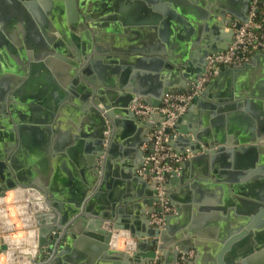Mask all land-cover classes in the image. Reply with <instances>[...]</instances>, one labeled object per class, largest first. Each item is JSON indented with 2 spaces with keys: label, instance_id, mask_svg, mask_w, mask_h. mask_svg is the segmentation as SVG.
<instances>
[{
  "label": "crops",
  "instance_id": "crops-1",
  "mask_svg": "<svg viewBox=\"0 0 264 264\" xmlns=\"http://www.w3.org/2000/svg\"><path fill=\"white\" fill-rule=\"evenodd\" d=\"M191 1L184 0L186 6L184 12L195 16L196 19L182 16L183 14L169 0H0V51L3 58L2 61L0 59V82L11 80L17 76L19 70L23 73L20 79H25L28 72L24 70V66L28 67L31 58L33 64L40 65L39 62L42 61L51 74V77L47 76L49 79L47 77L45 79L41 75L42 68H38L32 82L49 80L55 86L64 88L63 82H66V79L62 74L64 70L62 61L53 58L51 62L49 61V67L41 58L42 51L48 50L49 47L55 51L66 49L81 66L82 62L78 60L81 57V44L87 38L86 35L92 38L90 44L91 42L96 44L93 41V29L99 28L89 27L88 24L101 23L103 19L112 25V28L103 27L105 30L103 33L111 34L113 38L100 39L97 43L99 49L105 52L113 47L121 50L120 54L114 53L117 55L111 60L112 64L121 66L122 70L128 73L125 84L128 85L133 96L142 97L140 100L151 103L153 94L158 92L157 84L162 80V71L157 68V63L148 60L163 59L161 52L168 51V44L165 43L162 35L164 28L171 30L174 38L183 42L189 40L190 43L199 27L201 39L211 38L217 22L221 19L215 14V8L224 11L227 18H235L231 25L237 23V17H245L244 14L247 16L248 13L245 0H196L197 3ZM259 14H262L264 19V0ZM110 18L112 19L109 20ZM63 35L67 38L64 39ZM263 50L253 54L251 59L254 60V64L249 71L221 77L219 84L211 91L212 97L200 96V99L191 102V107L188 106L185 112L188 114L187 118L183 123L178 124L177 129L187 132L193 126L201 128L202 124H206L211 132L218 130L231 134V128L239 122L240 112L252 117V112L258 110L264 116ZM91 56L92 54L88 60ZM255 56L258 59H255ZM220 68L224 67H217L214 76L220 73ZM93 75L98 76L95 69ZM174 78L177 88L181 83L186 87L191 82L184 79L180 72L176 73ZM66 85L69 86L70 83L66 82ZM66 91L51 123L44 121L50 110H47L46 106L63 96V93L57 89L36 92L33 90L27 93L26 105L34 107H23L26 113L36 110L34 113L41 120L36 129L30 128L27 124L29 128L25 134V143L39 150L38 157L33 160L40 163L39 167L36 166L38 169L46 171L48 167L45 164L48 162L52 164L50 175L51 172L52 175L55 174L53 163L58 160L57 154H62L65 162L73 169L77 168L76 147L81 132L84 143L92 140L93 120L85 106L82 108L78 103L82 93L72 84ZM239 91L244 92V96L238 97L239 99L235 101L241 103L239 106L226 109L220 106L213 108L216 104L213 96L216 93L224 92L225 96H232ZM247 99H250L249 102ZM37 100H41L39 102L44 100V103L36 105ZM115 101L113 103H116ZM257 101L260 103L259 108L255 107ZM18 104L17 101L16 112H21ZM158 119L155 116L142 121L149 125L150 129L158 123ZM35 126L37 127V124ZM128 127L121 120L117 138L118 148L123 149L128 142ZM142 137L143 134L140 139ZM141 145L139 152L142 151ZM171 147L176 152H182L189 148V144L176 141ZM259 147L254 151L237 146L227 148L231 151H224L213 157V165L210 164L211 158L206 161L204 165L206 170L203 172H200L195 165L179 166L177 176L173 177L169 184L171 188L168 193L173 210L168 214L169 220L165 221V226L170 228L168 236L184 231L185 239L192 244L186 255L178 253L176 248L170 246L164 256L158 253L151 264L155 262L173 264L183 255L187 258V264H226L234 258L248 259L246 264H264V252H256V246L261 241L264 242V234L256 235L257 226H260L259 229L263 228L264 233V147ZM48 149L50 151L46 152ZM14 150L15 148L12 149ZM129 162L130 159L123 155L121 149L115 158H111L103 190L96 198L97 206L100 207L111 194L115 193L116 183L122 180V174ZM67 176L68 174L62 172L58 174L53 188L55 194L61 196L68 193L67 184H62ZM153 209H157L156 203L153 204ZM46 222H49L48 217ZM143 227L145 237L141 242L148 240L146 235L153 230L146 222ZM79 230L83 231V226H79ZM86 231L92 230H84L85 233ZM31 233L32 227L27 231L17 230L13 234V239L22 243L23 238H27L31 245L25 244L23 247H32L35 237ZM83 238L89 237L83 236ZM129 241L132 242L130 250L136 251L135 248L133 249L136 240ZM84 242L83 239L79 243ZM121 243L122 241L117 247L112 246L109 250L126 251ZM142 253L144 258H148L146 253H151V249L147 247ZM5 259L7 257L0 255V264H5ZM9 259H12V256L9 255ZM14 259L10 264L21 263L17 257ZM117 262L116 259L101 258L94 254L89 258L88 264H117Z\"/></svg>",
  "mask_w": 264,
  "mask_h": 264
},
{
  "label": "water",
  "instance_id": "water-1",
  "mask_svg": "<svg viewBox=\"0 0 264 264\" xmlns=\"http://www.w3.org/2000/svg\"><path fill=\"white\" fill-rule=\"evenodd\" d=\"M169 2L177 7L179 12L183 14L182 16L196 19L195 16L184 12L186 11L184 0H169ZM191 2L197 3L196 0ZM245 2L248 5L249 1L245 0ZM214 12L221 19L217 22L211 38L201 39L200 27L195 31L196 34L190 43L189 40L183 42L176 37L174 38L171 30L168 31L164 28L162 31L164 41L168 44V51L161 52L163 59L148 60L157 63V68L162 71V80L157 84L158 92H155L154 98L150 100L155 108L160 105L164 94L185 89L183 83L179 88L175 86L174 77L176 73L180 72L184 79L191 82L195 81L204 73L207 55L226 50L232 42L234 31L239 28L242 22L247 20V16L244 14L245 17H237L236 25L232 26L231 22L234 21V17L227 18V14L218 8H215ZM259 17L264 20L262 14H259ZM101 21V23L88 24L89 27L99 28L93 29V41L96 44H92V42L90 44L89 41L92 38L87 35L81 44L82 50L80 52L82 54L84 52L83 56H85L83 59L78 58L82 61L81 66L66 49L55 51L49 47L48 50L42 51L41 58L49 67V61L51 62L53 58L62 61L61 64L64 65L62 74L65 76L66 82L70 83L69 86L63 82L65 87L59 88L49 80L38 83L32 82L33 75L38 68H42L41 75L45 79L47 76L51 77V74L42 61L39 62L40 65L33 64L31 58L28 67L25 68L24 66V70L28 72L25 79H20V75L23 73L18 69L17 76L11 80L0 82V197H3L8 190L18 187L26 189L27 198L31 202V210L35 214L38 227L37 245L35 247H20L16 251L20 264H88L89 258L94 254L101 258L116 259L118 260L117 264H151L158 253L164 256L170 246L176 248L178 253L181 252L185 255L191 247L192 243L185 239L184 231L177 235L168 236L169 227L164 225L165 229L162 230L149 224L150 214L153 211H160L159 208L153 209V204L157 202L155 182L144 179L138 173L144 154L138 149L140 144L146 141L145 135L149 130V125L142 121L143 119L135 116L134 112L129 109L131 104L136 103L142 97H134L128 85L125 84L128 73L122 70L121 66L112 64L113 61L111 60L115 59L113 57L120 54L121 50L113 47L105 52L99 49L97 45L100 39L112 40L113 38L111 34L103 33L105 31L103 27L112 28V25L106 23V20L102 19ZM228 27L229 29L226 31ZM63 38L66 39L67 37L63 35ZM1 52L0 59L2 61ZM86 53L87 56L92 54L88 61ZM104 53L106 54L104 55ZM114 53L117 54L114 55ZM262 53L264 54V50ZM255 59L258 57L255 56ZM253 64L254 60L250 59L248 63L242 65L220 68V73L208 82L204 91L199 96L194 97L192 102L200 99V96L212 97L211 91L219 84L221 77L246 73ZM93 69L98 74L97 77L93 75ZM49 77L47 78L49 79ZM71 84L76 87L78 92L82 93L78 103L82 108L85 106L84 108L89 111L93 120L92 140L84 143L81 132L76 147L77 160L75 164L77 168L73 169L71 165L69 166L65 162L62 154H57L58 160L53 163L55 174L52 175L51 172L50 175L52 164L49 162L45 164L48 167L46 171L38 169L36 166L39 167L40 163L33 160L38 157L39 150L25 143L28 126L36 129L41 120L34 113L36 110L26 113L23 107H34L26 105L27 93L33 90L36 92L57 89L63 93V96L46 106L48 107L47 110H50L47 112V119L44 121L51 123L57 106L60 101H63L66 90L71 88ZM38 85L41 87H37ZM121 92L126 93L122 94ZM243 94L242 91L232 96H225L224 92L216 93L213 96L216 101L213 108L220 106L226 109L239 106L241 103L235 101L239 99L238 97L244 96ZM64 99L66 100V97ZM17 101L21 107V112H16ZM39 101H35L36 105L44 103V100ZM259 104L257 101L255 107L259 108ZM190 107L191 103L189 104ZM187 115L186 113L182 114L176 119L174 128L178 135L168 143L171 147L172 143L176 141L188 142L189 148L187 150L190 152V157L180 164V166L183 165L182 167L195 165L200 172H203L206 170L205 162L211 158L210 164H212L214 156L224 151H231L227 148L237 146L244 150L254 151L258 146L264 147V142H262L264 140V116L258 110L252 112V117H247L246 113L240 112L239 122L231 128V134L218 130L211 132L205 126L206 124H202L201 128L193 126L187 132H181L177 129L179 128L178 124L183 123ZM151 117H155V115ZM121 120L129 126V139L123 149L117 147ZM32 124H37V127ZM142 134L143 137L140 139ZM13 148H15L14 151H12ZM120 149L123 151V155L130 159V162L124 169L122 180H118L116 183L115 193L111 194L108 200L99 207L95 204L97 195L103 190L104 179L111 158H115ZM47 151L49 152L50 149ZM61 172L68 174L63 179L65 182L62 184H67L69 191L66 195L59 196L54 193L53 188L56 177ZM177 172L174 171L167 181L166 188L168 191L171 188L169 186L171 179L177 176ZM50 176L52 177L50 178ZM47 217L49 222H46ZM168 217L169 215L165 217V221L169 220ZM145 222L153 230L147 233L148 240L141 242V239L145 237V231H143ZM79 226H83V231L79 230ZM259 227L257 226V236L264 234L263 228L259 229ZM84 230L92 231L85 233ZM120 230L128 231L130 237L136 240V251L115 252L109 250L114 232ZM83 236L89 238L85 239ZM83 239L85 242L80 244L79 242ZM147 247L151 249V253H146L148 258H144L142 251ZM6 249L5 244H0V253H6ZM263 250L264 242L261 241L256 246V252H264ZM247 260L234 258L226 264H246Z\"/></svg>",
  "mask_w": 264,
  "mask_h": 264
},
{
  "label": "built area",
  "instance_id": "built-area-1",
  "mask_svg": "<svg viewBox=\"0 0 264 264\" xmlns=\"http://www.w3.org/2000/svg\"><path fill=\"white\" fill-rule=\"evenodd\" d=\"M248 1L247 20L234 31L232 42L226 50L207 55L205 70L201 76L197 77L195 81L189 82L183 90L164 94L160 105L156 108L146 100H139L129 106V109L140 119L149 118L152 115L159 118L158 123L145 135L146 141L141 145L144 153L143 161L138 170L144 179L155 182L156 204L160 211H153L150 214L149 224L159 229L164 228L165 217L173 210L166 188L167 181L172 173L179 169L180 164L190 157L188 150L177 153L168 145L170 140L175 139L178 135L174 128L176 119L187 111L193 98L204 91L217 67L248 63L255 52L264 49V21L260 19L258 12L263 0ZM234 25L236 23L232 24V26ZM30 205L31 202L28 200L24 188L8 190L3 197H0V244L7 246L6 253H0V255L7 257L5 264L11 262L8 261L7 256L10 252L17 257V249L31 243L27 238H23L22 243L14 240L13 234L17 230L27 231L29 227H32L35 237L32 247L37 245L38 227ZM125 232V235L113 234L116 236V240L113 242L112 238L111 247H117L122 241L123 248L126 251H132L130 250L132 242L129 241L132 238L128 231ZM134 248L135 243H133ZM186 259L183 255L179 261L173 264H187Z\"/></svg>",
  "mask_w": 264,
  "mask_h": 264
},
{
  "label": "bare ground",
  "instance_id": "bare-ground-1",
  "mask_svg": "<svg viewBox=\"0 0 264 264\" xmlns=\"http://www.w3.org/2000/svg\"><path fill=\"white\" fill-rule=\"evenodd\" d=\"M121 231H124V230L116 231V232H114V234H117V233H121V234H123V235L126 234L125 232H121ZM31 234H32V233H31ZM113 236H114V237H113V242H114V241L116 240V236H115V235H113ZM29 238H30V237H29ZM31 241H32V240H31ZM113 242H112V244H114ZM121 244H122V243H121ZM9 255L12 256V259H9ZM7 256H8V261H11V262L13 261V262H14V260H15V259H14V258H15V255H14L12 252H10ZM11 262H9V263H11Z\"/></svg>",
  "mask_w": 264,
  "mask_h": 264
},
{
  "label": "flooded vegetation",
  "instance_id": "flooded-vegetation-1",
  "mask_svg": "<svg viewBox=\"0 0 264 264\" xmlns=\"http://www.w3.org/2000/svg\"><path fill=\"white\" fill-rule=\"evenodd\" d=\"M80 55H81L80 58H82V59H83V57H85V56H83V55H84V52H83V54L81 53ZM85 55H86V59L88 60V57H89V56H87V53H86ZM80 62H82V61H80Z\"/></svg>",
  "mask_w": 264,
  "mask_h": 264
},
{
  "label": "trees",
  "instance_id": "trees-1",
  "mask_svg": "<svg viewBox=\"0 0 264 264\" xmlns=\"http://www.w3.org/2000/svg\"><path fill=\"white\" fill-rule=\"evenodd\" d=\"M262 20V19H261Z\"/></svg>",
  "mask_w": 264,
  "mask_h": 264
}]
</instances>
